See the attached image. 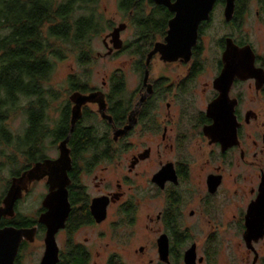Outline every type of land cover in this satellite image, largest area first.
I'll use <instances>...</instances> for the list:
<instances>
[{
    "label": "flooded vegetation",
    "instance_id": "flooded-vegetation-1",
    "mask_svg": "<svg viewBox=\"0 0 264 264\" xmlns=\"http://www.w3.org/2000/svg\"><path fill=\"white\" fill-rule=\"evenodd\" d=\"M156 6L170 14L163 37L144 46L137 34L129 45L120 39L119 49L108 36L102 40L107 56L129 50L135 86L130 89L125 71L116 69L101 89L88 80L84 92L68 88L53 122L46 118H53L49 106L56 101H47L44 111L42 141H50L54 153L48 155L43 143L33 159L28 146L15 150L22 162L7 190L35 165L41 177L15 202L13 217L3 218L5 226L35 229L21 240L14 264H25L21 258L37 241L31 264L41 263L47 200L62 199V186L69 212L54 234L55 264H65L75 248L82 264H264V205L257 203L264 184V31L261 40L256 36L264 30V0H234L229 18L226 1L216 0L188 55L164 60L157 52L147 63L155 45L167 43L174 16ZM76 94L96 95L103 109L85 103L71 130ZM66 107L70 129L61 140L57 128ZM78 122L99 147H70ZM64 141L69 168L63 172ZM31 194L38 205L32 215L23 214L16 206ZM19 218L29 223L19 226Z\"/></svg>",
    "mask_w": 264,
    "mask_h": 264
},
{
    "label": "trees",
    "instance_id": "trees-1",
    "mask_svg": "<svg viewBox=\"0 0 264 264\" xmlns=\"http://www.w3.org/2000/svg\"><path fill=\"white\" fill-rule=\"evenodd\" d=\"M98 1L0 0V143L12 145L17 150L28 146L30 159L34 158L35 149L42 147L47 101L58 98L53 91L45 90L42 84L52 72L53 59L62 60L68 54H75L81 67L91 62V40L103 30V18L96 12ZM148 7L152 8L148 10ZM118 8L135 27L136 35L144 39V46L148 41L164 36L170 14L154 5L152 0H119ZM110 25L108 22L107 27L110 28ZM86 81L87 77L83 74L69 75L68 88L84 92L87 90ZM18 109L26 115L28 126L23 135L15 136L5 124L8 116ZM69 120V109L66 107L61 112L57 128L61 140L68 135ZM81 126L80 122L76 124L69 140L70 147L74 151L99 147L91 129ZM11 173L16 175L17 171ZM8 184L2 193L4 195ZM77 217H72L73 225H76ZM19 222V226L29 223L24 218H19ZM7 224L6 219L0 221L1 227ZM75 249L77 252L68 257L65 264L83 263L82 253Z\"/></svg>",
    "mask_w": 264,
    "mask_h": 264
},
{
    "label": "water",
    "instance_id": "water-1",
    "mask_svg": "<svg viewBox=\"0 0 264 264\" xmlns=\"http://www.w3.org/2000/svg\"><path fill=\"white\" fill-rule=\"evenodd\" d=\"M216 0H153L156 5H162L174 14L168 22L166 44H157L148 55L147 63L154 53H160L164 60H175L181 55H188L190 47L195 43L197 38L198 25L203 21H208L209 14L213 9ZM225 16L229 18L234 6V0H225ZM125 24H119L108 35L113 48L121 47L120 33L125 29ZM187 57V56H186ZM96 95L76 94L70 99L74 102L71 114V130L79 117V111L82 105L87 102H98L100 112L103 109L102 100H95ZM70 130V131H71ZM61 150L62 171L69 168L68 150L65 141L59 146ZM40 164L35 165L32 169L24 172L21 177L13 179L10 187L2 199L0 205V221L3 218H11L14 215V204L22 197V192L28 190V184L33 179H39ZM61 190L62 199L56 196H50L47 200L48 213L46 214L47 233L44 240L45 253L40 264H55L56 247L54 234L63 223L69 212V205L65 196L64 186ZM258 204L264 205V184L260 186V194L258 196ZM35 229H17L13 226H0V264H14V260L23 238L34 235ZM246 242L252 239L251 233L244 236Z\"/></svg>",
    "mask_w": 264,
    "mask_h": 264
},
{
    "label": "rangeland",
    "instance_id": "rangeland-1",
    "mask_svg": "<svg viewBox=\"0 0 264 264\" xmlns=\"http://www.w3.org/2000/svg\"><path fill=\"white\" fill-rule=\"evenodd\" d=\"M118 2L119 0H99L96 7V12L98 15L102 16V31L101 33H98L99 35L95 36L91 40V48H92V60L88 65H85L81 67L77 64L75 59V54H68L66 55V58L60 60V59H53V69L51 74L49 75L48 79L43 82V86L45 90L53 91L54 94L57 95V100L55 103H52L50 110H49V117H53L51 119H47L46 123L53 122L56 117L55 109L57 111V108H59L60 102H64V100L68 99L69 93H68V84H67V78L69 75L75 74V75H84L87 77V80L89 81V84L92 87L100 88L102 87V82L106 79L107 76L110 75V73L113 70L116 69H123L125 71V74L128 79V87L132 89L136 84V76L132 72L133 70V60L130 56V52L127 49L125 52L124 50L121 51L118 55H112L107 56L105 54V48L102 44V40L108 36L112 29L117 27L119 24H126V28L123 32L120 33V39L125 41L126 44L129 45V43L133 42V40L136 38V29L133 25L130 24L128 21V18L126 15H124L118 8ZM218 20V17H216V13L214 14V19L212 20L211 31H213L212 28H215L216 22ZM110 23V28L107 27V23ZM260 31L264 30H257L256 36L261 40L262 34H260ZM109 37L107 39V43L109 42ZM160 40V39H159ZM213 40V38H212ZM97 54H100V56H97ZM105 54V55H103ZM84 68V69H83ZM84 70H87L88 72H83ZM24 102V101H23ZM90 110H94V107L89 106ZM8 120L5 124L6 128L11 134L22 135L26 128V115L23 113V110L18 109L16 113H13L8 116ZM51 120V121H50ZM50 141L45 140L43 142L44 148L49 149L48 155H51L53 152V148L50 147ZM52 148V149H51ZM16 149L14 146L9 145L6 146L3 143H0V198L4 196L3 191L6 187V184L10 181V173L12 171L17 170L22 160L17 155L18 152L15 151ZM18 157H17V156ZM11 159L16 161V166H13V162H9ZM41 188H37V191H40ZM36 195H28L24 198L23 203L17 204V210H19L23 214H30L35 211L37 207L36 202ZM238 241H241L239 237H237ZM39 245V241H37L32 247L31 252L29 255L25 256V259L21 258L23 263L25 264H31L32 260L37 259V253Z\"/></svg>",
    "mask_w": 264,
    "mask_h": 264
}]
</instances>
